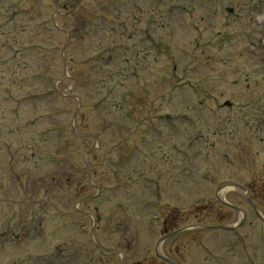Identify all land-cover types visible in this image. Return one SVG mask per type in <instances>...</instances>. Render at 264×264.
I'll use <instances>...</instances> for the list:
<instances>
[{"label": "rangeland", "instance_id": "rangeland-1", "mask_svg": "<svg viewBox=\"0 0 264 264\" xmlns=\"http://www.w3.org/2000/svg\"><path fill=\"white\" fill-rule=\"evenodd\" d=\"M238 1L3 0L0 264H87L90 236L103 264H264V228H221L264 188V0ZM197 220L220 226L171 234Z\"/></svg>", "mask_w": 264, "mask_h": 264}, {"label": "trees", "instance_id": "trees-1", "mask_svg": "<svg viewBox=\"0 0 264 264\" xmlns=\"http://www.w3.org/2000/svg\"><path fill=\"white\" fill-rule=\"evenodd\" d=\"M79 113H80V111H79Z\"/></svg>", "mask_w": 264, "mask_h": 264}]
</instances>
